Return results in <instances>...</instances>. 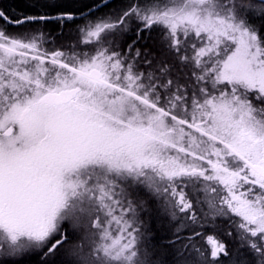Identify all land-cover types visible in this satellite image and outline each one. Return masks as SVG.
<instances>
[{"label":"snow or ice","instance_id":"1","mask_svg":"<svg viewBox=\"0 0 264 264\" xmlns=\"http://www.w3.org/2000/svg\"><path fill=\"white\" fill-rule=\"evenodd\" d=\"M33 7L0 8V264H264V0Z\"/></svg>","mask_w":264,"mask_h":264},{"label":"trees","instance_id":"2","mask_svg":"<svg viewBox=\"0 0 264 264\" xmlns=\"http://www.w3.org/2000/svg\"><path fill=\"white\" fill-rule=\"evenodd\" d=\"M89 1L91 3L93 2V0H89ZM34 3H35V0H0V8L5 10L8 15L13 16V17H18L21 14H32V13H35L36 11H38V8L33 7ZM160 39H161L160 36L156 37V36H154V33H153L151 38L148 40V46H150L152 44L156 45L157 41ZM150 229H151V233H153L154 228L150 227ZM161 230H163V228ZM163 231H165V230H163ZM209 232H211V230H209L208 233ZM205 234H207V232ZM164 237H166V236L163 235L162 237L157 238L156 240L159 243L163 244L165 242V240L163 239ZM217 237L219 239L224 240L222 235H217ZM203 242L204 241L202 240L201 243L203 244ZM27 264H32V263H31V261H28Z\"/></svg>","mask_w":264,"mask_h":264},{"label":"rangeland","instance_id":"3","mask_svg":"<svg viewBox=\"0 0 264 264\" xmlns=\"http://www.w3.org/2000/svg\"><path fill=\"white\" fill-rule=\"evenodd\" d=\"M86 2H88V3H91L89 0H86ZM50 27L51 28H55V25H50ZM21 29H17V28H14V27H9V29H8V31L9 32H17V31H20ZM154 36H156V37H158L159 35L157 34V33H154ZM161 38V37H160ZM161 42H162V38L160 39V40H158L157 41V43H156V45H150V47L152 46V47H156V48H158V47H160V45H161ZM148 227L150 228V227H152V228H154V232L153 233H151L153 236H155L156 237V239L157 238H160V237H162L163 235H165V236H167V233H166V231H163L164 230V227L159 223V222H154V221H149V224H148ZM163 228V230H161ZM214 233L211 231V232H207V234H205V237L207 236V235H213ZM215 235H222V234H220V233H215ZM222 237L224 238V240H226V241H228V243L230 244V246H232V247H235V241H233L231 238H229V237H226V236H223L222 235ZM218 238V237H217ZM204 242H203V244L205 243L206 244V240H203ZM201 242H202V240H201ZM202 244V243H201ZM28 261H31V263L32 264H39V258L38 257H32V258H30Z\"/></svg>","mask_w":264,"mask_h":264}]
</instances>
